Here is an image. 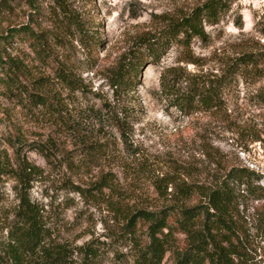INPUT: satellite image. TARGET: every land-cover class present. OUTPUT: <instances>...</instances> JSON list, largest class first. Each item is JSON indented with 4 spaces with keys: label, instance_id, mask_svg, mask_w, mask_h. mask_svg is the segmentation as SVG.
Instances as JSON below:
<instances>
[{
    "label": "rangeland",
    "instance_id": "1",
    "mask_svg": "<svg viewBox=\"0 0 264 264\" xmlns=\"http://www.w3.org/2000/svg\"><path fill=\"white\" fill-rule=\"evenodd\" d=\"M7 1L12 8L0 15V53L3 60L6 56L14 60L17 90L10 92L0 71V152H7L12 161L18 150L41 169L31 183L30 195L64 222L52 233V240L73 249L88 237L107 236L116 255L110 253L104 264H133L132 244L120 239L122 222L115 219L107 196L86 199L73 189L76 185L89 188L102 172L112 170L124 189L125 204L161 206L146 175L124 176L120 167L124 162H142L155 174L171 173L173 162L194 170L195 177L219 168L217 163L220 168L246 167L264 176L263 65L232 75L219 105L190 115L162 93L160 83L169 67L181 68L185 77L218 76L236 56L264 53V0H232L219 24L205 25L209 43L194 40L191 44L190 55L196 63L181 61L189 52L173 46L159 64L143 65L134 89L120 98L115 97L112 75L139 48L136 38L159 30L206 0H66L83 24V34L61 16L54 0H29L32 6L26 0ZM14 28L24 31L13 35ZM25 30L40 35L47 48L44 58L34 51ZM1 36L6 39L2 41ZM57 64L75 75L82 91L72 93L57 81ZM26 92L47 94L50 105L59 98L60 119L48 108L32 106ZM121 108L126 114L130 156L122 152L119 133L109 117ZM64 118L67 124L61 123ZM89 144L104 146L105 155L71 170L69 158ZM14 185L8 175L0 178L6 207L15 204ZM245 204L252 214L255 203ZM5 223L2 215L0 237ZM197 228L196 219L181 228L171 226L162 264H174V251L195 243Z\"/></svg>",
    "mask_w": 264,
    "mask_h": 264
},
{
    "label": "trees",
    "instance_id": "2",
    "mask_svg": "<svg viewBox=\"0 0 264 264\" xmlns=\"http://www.w3.org/2000/svg\"><path fill=\"white\" fill-rule=\"evenodd\" d=\"M8 2L0 0V15L11 10L12 5ZM26 2L32 6L31 1ZM54 2L61 16L67 18L79 34H83L84 26L71 12L67 1ZM231 2L206 0L189 13L168 20L159 30L140 34L136 38L139 48L124 58L112 75L115 97H128L141 67L159 64L173 46L183 49V53L189 52L184 54L181 61L196 63L190 55L191 44L194 40L204 45L209 43L205 25L219 24L229 11ZM13 31L15 33L12 34L16 35L24 28H14ZM25 34L35 45L37 55L44 58L47 48L43 46L40 35L33 30ZM1 38L2 41L6 39L4 36ZM232 61L227 70L211 77H185L180 74L181 68L169 67L160 77L161 91L186 115L199 109H210L220 104V94L230 84L232 75L242 73L250 66H264V53H243ZM15 67L13 59L6 56L3 60L0 53L2 81L11 93L17 90L14 84L17 76ZM54 73L57 81L70 92L83 90L75 75L63 65L57 64ZM26 93V100L32 106L48 108L60 119L59 98L56 97L55 105H50L47 94ZM125 115L121 108L120 111H111L109 117L111 125L119 133L122 152L130 156ZM61 123L68 122L64 118ZM105 152L104 146L89 144L69 158L68 167L76 170L89 159L105 155ZM217 164L219 168L195 177L194 170L173 162L170 164L171 173L162 174L151 172L139 161L134 164L122 163L120 167L125 177L131 174L146 175L150 187L162 202L156 208L125 204L124 189L112 170L102 172L89 188L76 185L73 189L86 199L107 196L115 219L122 222L120 239L132 244L133 264H162L167 253V231L173 225L181 228L184 223L195 219L198 227L195 243L174 251V264H264V176L246 167L224 169ZM40 172L41 169L22 157L18 150L12 161L7 152H0V178L8 175L15 181L13 206H5L6 193L0 189V218L4 215L6 222L1 229L4 236L0 237V264H104V259L110 253L113 252L115 256L111 243L107 242L111 238L107 236L88 237L73 249L52 240V233L64 227V222L50 207L31 199V183ZM246 201L256 205L252 214L248 213Z\"/></svg>",
    "mask_w": 264,
    "mask_h": 264
}]
</instances>
